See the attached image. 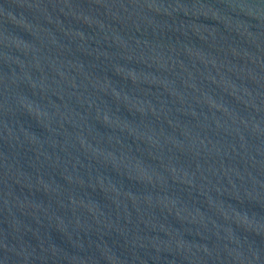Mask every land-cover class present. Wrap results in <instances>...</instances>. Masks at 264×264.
Masks as SVG:
<instances>
[{
    "label": "water",
    "instance_id": "95a60500",
    "mask_svg": "<svg viewBox=\"0 0 264 264\" xmlns=\"http://www.w3.org/2000/svg\"><path fill=\"white\" fill-rule=\"evenodd\" d=\"M0 264H264V0H0Z\"/></svg>",
    "mask_w": 264,
    "mask_h": 264
}]
</instances>
